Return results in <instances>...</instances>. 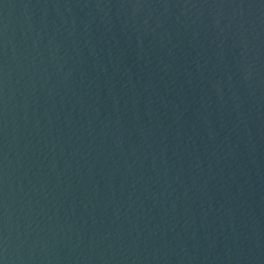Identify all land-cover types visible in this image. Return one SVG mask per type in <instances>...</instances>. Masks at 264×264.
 Listing matches in <instances>:
<instances>
[{
    "label": "water",
    "instance_id": "obj_1",
    "mask_svg": "<svg viewBox=\"0 0 264 264\" xmlns=\"http://www.w3.org/2000/svg\"><path fill=\"white\" fill-rule=\"evenodd\" d=\"M0 264H264V0H0Z\"/></svg>",
    "mask_w": 264,
    "mask_h": 264
}]
</instances>
